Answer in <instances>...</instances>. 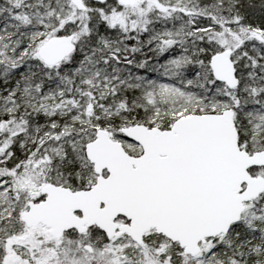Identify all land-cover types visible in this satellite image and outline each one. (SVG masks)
<instances>
[{"label": "snow or ice", "instance_id": "snow-or-ice-1", "mask_svg": "<svg viewBox=\"0 0 264 264\" xmlns=\"http://www.w3.org/2000/svg\"><path fill=\"white\" fill-rule=\"evenodd\" d=\"M0 264H264V0H0Z\"/></svg>", "mask_w": 264, "mask_h": 264}]
</instances>
